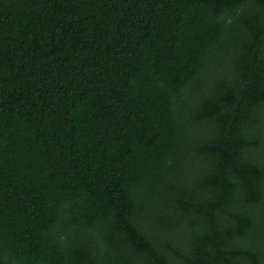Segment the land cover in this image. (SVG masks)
<instances>
[{"label":"trees","instance_id":"trees-1","mask_svg":"<svg viewBox=\"0 0 264 264\" xmlns=\"http://www.w3.org/2000/svg\"><path fill=\"white\" fill-rule=\"evenodd\" d=\"M0 264H264V0H0Z\"/></svg>","mask_w":264,"mask_h":264}]
</instances>
